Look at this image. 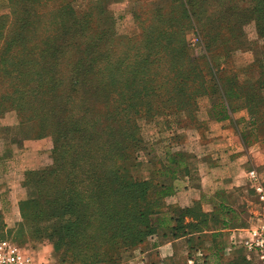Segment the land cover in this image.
I'll list each match as a JSON object with an SVG mask.
<instances>
[{
  "label": "trees",
  "instance_id": "obj_1",
  "mask_svg": "<svg viewBox=\"0 0 264 264\" xmlns=\"http://www.w3.org/2000/svg\"><path fill=\"white\" fill-rule=\"evenodd\" d=\"M15 1L22 5L11 8V22L21 35L37 17L34 9L50 0H37L35 6V0ZM70 1L62 0L61 13L51 20L59 30L41 62L16 57L23 36L5 40L0 54V111H16L23 141L51 137L53 143L51 163L23 174L21 185L28 191L19 202L24 225L70 264H119L126 249L154 236L188 238L190 262L210 235V249L218 255L226 242L218 241L224 237L217 231L220 216L205 212L199 201L189 207L166 202L175 193L170 175L189 168L185 155L172 153V146L164 154L156 150L154 175L142 180L133 174L141 151L148 150L139 121L165 119L181 108L191 113L178 127L207 130L208 123L192 113L197 98L207 96L210 120L228 113L227 107L236 111L243 97L250 113L263 115L264 0H134L138 33L119 37L113 29V38L104 35L89 11L76 14ZM106 3H96L97 15ZM251 23L259 38L246 45L245 27ZM190 31L199 40L198 56L187 39ZM242 49L254 54L253 61L221 77L227 65L214 58L220 54L226 61ZM173 161L184 166H171ZM170 211L175 216L166 221L163 216ZM161 225L169 232L161 233Z\"/></svg>",
  "mask_w": 264,
  "mask_h": 264
},
{
  "label": "rangeland",
  "instance_id": "obj_2",
  "mask_svg": "<svg viewBox=\"0 0 264 264\" xmlns=\"http://www.w3.org/2000/svg\"><path fill=\"white\" fill-rule=\"evenodd\" d=\"M32 1V0H31ZM71 0L72 9L76 14L79 12L89 11L93 22L99 21L100 30L105 36L113 38L109 35L113 29L117 36L128 35L133 36L138 33L137 21L134 18L132 10V2L134 0H106V7L101 15H97L93 10L96 8V3L103 0ZM139 1V0H136ZM148 3L149 0H143ZM37 0L32 1L33 5H37ZM62 0H50L45 6H42L40 10H35L37 17L31 20V24L25 29V33L18 35L15 34L16 24L11 22V8L14 5H22L21 1L11 2V0H0V17H3L4 29H0V54L3 52L2 48L5 40L17 39L18 37H25L24 42L20 43V47L14 50L16 57H20V60H31L41 62L43 60V54L47 53V50L56 42V34L59 30V25L51 22L55 15L61 13ZM90 2V3H89ZM94 2V3H93ZM95 6V7H94ZM96 10V9H95ZM14 18H12L13 20ZM0 21V27L3 24ZM73 22H68L70 28L73 27ZM98 24V23H97ZM98 28L96 27V30ZM245 37L243 38V44L254 43L258 40V34L256 32L254 23H251L245 27ZM189 43L192 45V49L196 53V49L200 47L197 36L190 31L187 35ZM86 40V39H85ZM114 46L118 45V41L113 39ZM68 53L73 57L72 49L67 48ZM198 53L194 56H198ZM222 54V53H221ZM253 54L250 51L239 50L228 55L226 61H223L220 54H218L214 60L221 63V66L227 65L228 70L223 71L221 77H227L232 67H241L252 62ZM19 60V61H20ZM73 59H71L72 61ZM23 61V62H25ZM69 61V60H67ZM64 61L59 68L62 73H65L64 66L67 64ZM67 73L66 76H69ZM56 77L60 78L57 74ZM65 83L63 84V87ZM210 101L209 97L197 98L195 110L192 113L196 115V119L207 123L209 114ZM170 117H158L154 121L148 120L145 117L139 121L141 127V138L143 143L147 145L148 150L141 151L140 158L136 166L133 167V174L140 176L143 179L149 180L155 173L157 159L156 150L158 154H164L168 146H176L185 144L184 140L187 139V133L185 129L178 127L182 121L187 120V115L190 112L187 109H173ZM165 120V122H164ZM207 120V121H206ZM209 126V125H208ZM202 127V126H200ZM198 128V127H197ZM193 129L194 136L196 137V146L199 147L203 144L202 138L206 134V130L203 128ZM190 134V132H188ZM21 136V129L19 127L16 111H0V197L1 206L3 208V214L0 216V223L2 222V236L0 241L7 240L13 245H16L23 252L31 256L32 264H70L69 262H63L61 253L56 251L53 244L49 241H42L40 239L32 237L29 227L23 223V217L20 212L19 202L26 200L28 197V191L22 187L24 172L27 170L36 169L51 163L50 150L52 149L51 137H46L37 140H22L18 136ZM190 138V137H189ZM198 138V139H197ZM20 140L19 144H15L12 140ZM23 141V143H21ZM193 145V142L191 143ZM18 200L17 212L18 215H14L12 210L13 202ZM168 205L179 206V204H173L171 201H166ZM257 223V222H256ZM255 223V224H256ZM11 231V233H10ZM208 235L204 240V248L200 249L195 254L193 261L187 262L186 253L179 252V257L172 259L169 257H161V254L157 251L155 246V236L150 238L146 244L141 246L128 248L123 252L124 257L119 264H264V261L259 260L255 255L256 253H250L252 259L250 262H245L244 250L240 244H232L227 242V239L221 237L218 241L225 240V246L222 252L218 255L213 252L211 248V237ZM183 250V249H182ZM184 249L183 252H186ZM165 261V262H164ZM164 262V263H163Z\"/></svg>",
  "mask_w": 264,
  "mask_h": 264
},
{
  "label": "crops",
  "instance_id": "obj_3",
  "mask_svg": "<svg viewBox=\"0 0 264 264\" xmlns=\"http://www.w3.org/2000/svg\"><path fill=\"white\" fill-rule=\"evenodd\" d=\"M236 106V111L227 107L228 113L222 117L214 120L208 117L209 126L199 147L192 128L185 129L184 145L171 147L172 153L180 152L187 157L189 168H182L177 177L170 175L175 193L167 198L181 207L199 201L205 212L218 214L220 229L217 231L235 245L242 242L259 220L264 206L248 178L249 171L254 169L264 184V114L250 113L245 97L238 99ZM171 166L184 165L181 161H173ZM1 200L0 197V216L4 213ZM12 204L13 214L18 215V200ZM174 216L170 211L163 219L167 221ZM171 222L173 225L175 220ZM160 232L168 233L167 225H161ZM154 241L160 242L157 251L166 258L176 259L179 252L186 253L183 250L188 247L186 237L174 240L156 237Z\"/></svg>",
  "mask_w": 264,
  "mask_h": 264
},
{
  "label": "built area",
  "instance_id": "obj_4",
  "mask_svg": "<svg viewBox=\"0 0 264 264\" xmlns=\"http://www.w3.org/2000/svg\"><path fill=\"white\" fill-rule=\"evenodd\" d=\"M248 178L253 192L264 205V184L256 170H250ZM240 245L244 248L248 259H252L250 253H256L255 257L264 261V206L261 217L248 230ZM0 264H32V260L31 256L22 249L7 240H2L0 241Z\"/></svg>",
  "mask_w": 264,
  "mask_h": 264
}]
</instances>
